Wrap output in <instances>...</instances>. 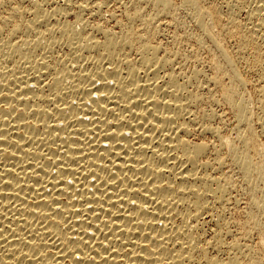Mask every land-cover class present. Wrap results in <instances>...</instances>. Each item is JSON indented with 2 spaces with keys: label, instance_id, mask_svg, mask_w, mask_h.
Instances as JSON below:
<instances>
[{
  "label": "bare ground",
  "instance_id": "obj_1",
  "mask_svg": "<svg viewBox=\"0 0 264 264\" xmlns=\"http://www.w3.org/2000/svg\"><path fill=\"white\" fill-rule=\"evenodd\" d=\"M240 204L264 237V0H0V264H260Z\"/></svg>",
  "mask_w": 264,
  "mask_h": 264
},
{
  "label": "rangeland",
  "instance_id": "obj_2",
  "mask_svg": "<svg viewBox=\"0 0 264 264\" xmlns=\"http://www.w3.org/2000/svg\"><path fill=\"white\" fill-rule=\"evenodd\" d=\"M249 77V79H252L251 76H247V78ZM253 77H256V76H253ZM249 83H251V81H249ZM247 90L250 92V85H247L246 86ZM230 118V116L227 114L226 115V120H227V125L223 128V134L225 136H228L227 138H232L233 136V133L231 131V128L233 126V122L232 120H229L228 119ZM259 142H262V140H260ZM244 205L243 204H240V207L238 208H234V209H227L225 211V217L230 221V225H231V230L233 232V234H235L234 236H228L225 240L226 241H231L232 238H236L239 240V242H243V243H246V244H249L253 247L254 250H259L258 252H260V261L259 263L260 264H264V237H260L258 233L256 232H253L250 234V237L248 239L245 238L244 235L242 234H245V230L247 231L248 227L244 224L246 218H245V207H243ZM241 209V210H240ZM227 212V213H226ZM227 215V216H226ZM233 219V221H232ZM232 221V222H231ZM239 221V222H238ZM234 223V224H232ZM241 225V226H240ZM237 228H236V227ZM241 227V228H240ZM240 229V230H239ZM242 229V230H241ZM244 230V231H243ZM240 233H239V232ZM264 231V229L262 230ZM238 233V235H237ZM255 234V235H254ZM239 238H238V237ZM262 238V239H261ZM261 239V241H260ZM263 241L262 244H260L261 242ZM256 245V246H255ZM263 260H262V259Z\"/></svg>",
  "mask_w": 264,
  "mask_h": 264
}]
</instances>
